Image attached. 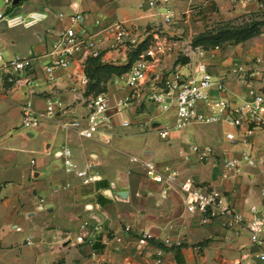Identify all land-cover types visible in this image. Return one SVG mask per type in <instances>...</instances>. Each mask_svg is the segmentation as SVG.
<instances>
[{
    "label": "crops",
    "instance_id": "crops-1",
    "mask_svg": "<svg viewBox=\"0 0 264 264\" xmlns=\"http://www.w3.org/2000/svg\"><path fill=\"white\" fill-rule=\"evenodd\" d=\"M198 1L203 6L209 2L172 0L176 16ZM210 1L225 18L264 10V0ZM11 2L0 0V12L6 14L0 18V264H96L99 260L102 264H264L244 225L227 229L223 217L210 225L201 224L200 215L186 209L180 187L192 180L224 193L246 219L252 205L264 210V124L243 141L240 134L236 140L226 138L227 131H234L229 124L192 122L182 130H172L166 146L150 147L145 138L137 139L138 133L144 136L158 133L159 127H172L175 113L168 111L172 124H160L159 112L148 104L143 91L126 108L117 110V101L130 92L124 73L106 83L111 106L109 143L87 139L77 129L62 125L87 114L90 95L87 86L80 85L84 69L79 62L57 69L51 76L44 71L50 60L47 53L66 24L58 14L83 11L89 15V24L94 18L108 23L128 21L142 35L147 25L162 23L155 10L145 0H20L6 12ZM33 12L46 17L29 27L9 22L10 17ZM101 49L100 60L116 65L126 63L130 50L110 47L107 41ZM263 52L264 33L238 44L191 49L185 53L189 58L185 64L176 63L178 55L169 64L160 57L153 61L152 75L166 68L188 72L201 62L226 86L224 93L212 89V98L240 102L248 85L232 77L233 63L250 61ZM16 56L35 60L30 71L15 74L16 81L10 83L2 66ZM251 85L264 94V78H253ZM49 99L59 100L61 109L34 127H22L23 105L29 101L36 110L44 111ZM190 143L211 146L213 156L198 161L188 150ZM65 148L70 150L76 170H86L92 180L86 182L66 171L59 154ZM245 154L252 163L242 161ZM131 157L137 160L131 161ZM225 157L241 161L239 173L224 176ZM144 161H151L164 173L176 172L175 181L155 182L147 175ZM120 192H127L126 197ZM85 222L94 238L92 244L76 243ZM143 231L152 240L141 246L138 237ZM167 238L171 243L164 244ZM159 249L162 256L157 262Z\"/></svg>",
    "mask_w": 264,
    "mask_h": 264
},
{
    "label": "built area",
    "instance_id": "built-area-1",
    "mask_svg": "<svg viewBox=\"0 0 264 264\" xmlns=\"http://www.w3.org/2000/svg\"><path fill=\"white\" fill-rule=\"evenodd\" d=\"M145 4L155 10V14L161 18L163 24L169 25L173 22L176 10L172 5V0H145ZM5 16V13L0 12V18ZM45 17V13L33 12L10 17L9 22L12 25L21 24L29 27ZM58 17L60 20H65L66 24L47 53L50 60L44 66V71L49 76L57 69L70 68L76 61L79 62L80 68L84 69L88 58L101 57V47L105 41L109 43L110 47L121 46L126 50L132 49L144 41L128 21L108 23L102 18H94L89 24L87 22L89 15L78 10L68 14L59 13ZM154 37L155 40L140 52L130 69L125 73V83L130 92L125 98L117 101L115 105L117 110L126 108L132 97L139 91L145 92L146 101L157 111L173 110L175 113V122L172 127L158 128L160 138L165 140L169 139L172 130H182L192 122L229 124L234 128V131L226 132L225 135L228 140H236V134H240L241 140L244 141L247 136L263 127L264 94L251 85V81L257 76L264 78V52L250 61H235L233 63L232 77L237 82L248 85L246 96L240 102H233L225 98H212V89L224 93L226 86L223 79L214 78L207 71L206 65L201 62H198L188 72L175 70L168 75L161 72L153 76V61L163 57L170 50L166 40L160 39L157 35ZM34 60L33 56H16L4 61L2 67L6 73V81L15 82V74L30 71L33 68ZM80 75V85L86 87L88 77L85 71ZM61 107L62 103L59 100L49 99L46 110L38 111L31 102H26L22 107V127L29 129L38 125L43 118L54 116ZM110 107L107 91L95 95L91 94L87 100V114L63 122L62 125L77 129L80 135L87 139H100L109 143L110 137L107 130L111 128V117L108 115ZM188 150L200 162L211 158L214 153L211 146L197 143H190ZM59 154L64 157L67 172H75L79 177H84L86 182L92 180V177L87 175L86 170H76L69 149L65 148ZM184 157L187 159L188 155L186 154ZM136 160V157H131V161ZM242 161L252 163L248 154L243 155ZM31 164L34 165L35 161H32ZM223 164L227 170L224 174L226 177L235 175L241 170L240 160L225 157ZM143 165L147 175L155 182L170 184L175 181L176 172L164 173L151 161H144ZM180 187L185 193L186 209L189 212L198 213L201 224L210 225L218 217H223L222 225L227 229H232L236 225H244L250 234L251 242L259 248L258 258L264 260L263 209L252 205L250 216L246 219L233 207L224 193L211 187L196 184L192 180L182 182ZM166 192L164 190L163 195ZM261 193L264 195V186L261 188ZM87 227L88 222H85L82 233L76 237V243H93L94 238ZM151 237L148 231H143L139 234L138 242L141 246L146 245ZM118 240L120 239L118 238ZM164 242L166 244L171 243L168 238ZM180 244L177 242V245ZM156 255L157 262H160L162 251L159 249ZM102 262L99 260L96 264H102Z\"/></svg>",
    "mask_w": 264,
    "mask_h": 264
},
{
    "label": "rangeland",
    "instance_id": "rangeland-1",
    "mask_svg": "<svg viewBox=\"0 0 264 264\" xmlns=\"http://www.w3.org/2000/svg\"><path fill=\"white\" fill-rule=\"evenodd\" d=\"M233 9L234 7H232V10ZM263 17L264 10L257 13H238L235 16L225 18L222 16L219 7L210 0L206 6H203L201 2H192L185 6L182 10H179V15L175 16L171 24L165 25L160 22L159 25H147L145 27V31L141 32L142 35H140V37L142 40H146V47L155 40L153 33L160 39L166 40L167 44L170 46V50L163 57H161V59L167 58V63L169 64L171 63V59L176 55H178L177 57H185L186 52L191 49H196L191 46V40L197 34L206 30L216 29L224 24L237 25L251 21V19H260ZM188 45H190V47H188ZM145 46L144 48H146ZM172 71H174L173 68H166L163 69L162 72L165 75H168V73ZM157 119L162 125H170L173 122V119L168 111L159 112V117H157ZM144 138L149 142V146L153 148L161 146L164 147V145H167L168 141V139H161L158 133L154 131L149 132L144 136L143 134L141 135L138 133L137 139H140V142L143 141ZM163 243L166 244L165 242Z\"/></svg>",
    "mask_w": 264,
    "mask_h": 264
},
{
    "label": "trees",
    "instance_id": "trees-1",
    "mask_svg": "<svg viewBox=\"0 0 264 264\" xmlns=\"http://www.w3.org/2000/svg\"><path fill=\"white\" fill-rule=\"evenodd\" d=\"M263 33L264 17L260 19H251V21L237 25L224 24L216 29L203 31L192 38L191 46L193 48L199 47L203 50H210L216 47L242 43ZM145 45L146 40L129 50L128 61L122 65L104 63L100 58H88L84 67V71L88 77L86 94L95 95L107 91L106 83L108 80L114 76H120L126 73L130 69L131 64L137 59L140 52L145 49ZM179 62L185 64L189 62V58L187 56L178 57L176 63ZM150 240H152V238H150Z\"/></svg>",
    "mask_w": 264,
    "mask_h": 264
},
{
    "label": "water",
    "instance_id": "water-1",
    "mask_svg": "<svg viewBox=\"0 0 264 264\" xmlns=\"http://www.w3.org/2000/svg\"><path fill=\"white\" fill-rule=\"evenodd\" d=\"M19 1H20V0H12L11 5L8 7V9H6V12L10 11L11 8H12L13 6L18 5ZM119 195H120L122 198H125L126 195H127V192H120Z\"/></svg>",
    "mask_w": 264,
    "mask_h": 264
}]
</instances>
